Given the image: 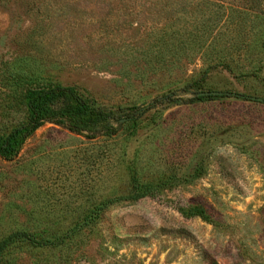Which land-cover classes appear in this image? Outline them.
Listing matches in <instances>:
<instances>
[{
  "label": "rangeland",
  "instance_id": "rangeland-1",
  "mask_svg": "<svg viewBox=\"0 0 264 264\" xmlns=\"http://www.w3.org/2000/svg\"><path fill=\"white\" fill-rule=\"evenodd\" d=\"M185 3L0 0V135L30 73L120 119L175 93L113 136L45 122L0 158V262L264 264V22L244 16L238 71L201 78L206 60L164 64L150 36ZM225 91L258 100L188 103Z\"/></svg>",
  "mask_w": 264,
  "mask_h": 264
},
{
  "label": "trees",
  "instance_id": "trees-1",
  "mask_svg": "<svg viewBox=\"0 0 264 264\" xmlns=\"http://www.w3.org/2000/svg\"><path fill=\"white\" fill-rule=\"evenodd\" d=\"M186 1L189 3L168 7L162 23L164 25L159 26L157 33L154 31L158 27L149 30L151 37L158 35L154 41L162 46L158 48L162 62L173 64L174 60H180L175 57L180 56L182 60L187 59L188 63H191L199 57L202 62L207 61L205 69L201 72V78L216 67H222L233 73L237 69L229 50L232 48L238 51L240 46H244L245 34L240 35L239 31L244 23V16L257 23L255 26L264 22V0ZM245 46L247 49L248 45ZM244 73L249 74L246 71ZM22 80L23 87L25 86L23 98L27 118L6 134L0 135V158L4 160L16 157L24 139L45 122H55L78 133L95 132L97 129L104 131L105 135L113 136L116 133L114 124L136 121L158 104L171 102L175 94L172 92L163 95L146 106L126 108L123 119H120L111 109L96 107L82 99L71 87L52 85L33 73L24 75ZM188 87L189 85H185L184 91H187ZM196 93L188 103L208 98L258 100L232 91L214 92L206 96H196ZM64 105L67 107L64 108ZM0 264L8 263L0 262Z\"/></svg>",
  "mask_w": 264,
  "mask_h": 264
},
{
  "label": "water",
  "instance_id": "water-1",
  "mask_svg": "<svg viewBox=\"0 0 264 264\" xmlns=\"http://www.w3.org/2000/svg\"><path fill=\"white\" fill-rule=\"evenodd\" d=\"M214 92H198L196 93L195 95L196 96H206V95H209V94H213Z\"/></svg>",
  "mask_w": 264,
  "mask_h": 264
}]
</instances>
